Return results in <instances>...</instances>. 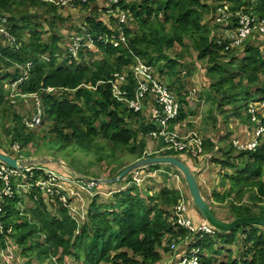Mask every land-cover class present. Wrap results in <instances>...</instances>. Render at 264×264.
I'll use <instances>...</instances> for the list:
<instances>
[{"label":"trees","instance_id":"16d2710c","mask_svg":"<svg viewBox=\"0 0 264 264\" xmlns=\"http://www.w3.org/2000/svg\"><path fill=\"white\" fill-rule=\"evenodd\" d=\"M217 7H211L207 0H67L60 12L69 14L63 17L53 4L0 0V18L8 21L7 32H0V140L4 133L10 144L9 149L0 146V151L19 159L30 146L37 147L36 153L43 147L52 151L69 148L95 156L92 162L99 163L103 171L115 164L119 168L114 177L142 158L175 156L197 175L201 172L195 165L199 158L174 150L156 152L166 141L149 136L158 129L150 107L155 103L152 94L145 103L149 114L130 108L112 94L110 80L119 72L131 70L139 57L158 66L162 81L167 76L172 81L174 92L168 87L180 103V114L172 120L169 130H182L192 115L200 114L207 125L204 130L210 128L202 135L204 155L214 153L213 157H218L215 161L224 169H236L226 172L225 191L214 194L219 203L229 200L231 213L216 216L225 221L264 216V136L255 150L238 148L233 141L222 145L229 139L225 128L231 117H243L250 101L264 102V42L254 40L263 33L253 29L239 46L229 36L220 41L218 34L219 29H238L239 16L243 14L251 15L254 23V17L264 18V0H232L224 13L227 24L215 23L212 27ZM31 8H43L47 14L38 19ZM119 10L129 12L126 23L120 22ZM41 21L49 23L50 28H43ZM121 33L128 43L115 46L113 39ZM76 43L81 45L77 55ZM240 51L244 56L234 64ZM190 52L192 63L187 61ZM86 54L91 55L92 63L83 60ZM29 62L32 65L28 68ZM110 62L114 63L109 65ZM13 66L11 76L7 72ZM184 66L192 70L178 77ZM25 72L30 76L20 86L21 92L25 96L38 95L27 101L22 94L9 96L6 85L1 83L6 78L16 80ZM237 77L241 79L239 83ZM134 91L132 76L129 98L134 97ZM198 95L200 98H195ZM36 98L43 100L47 123L30 130L24 119L35 111ZM197 99L206 102V114L196 113L193 100ZM228 105L232 108L224 109ZM248 118L252 121L253 116ZM152 142L154 146L158 143L155 150ZM246 156L245 164L238 166V159ZM160 165L145 168L157 171ZM35 173L36 177L39 172ZM132 173L118 183L98 184L96 189L110 190V195H105L109 198L97 202L100 194L94 196L86 217L80 221L59 198L51 201L39 188L26 193L33 202L31 207L18 208L24 199L13 184L14 195L2 197L0 204V250L15 257L13 262L0 264H65L68 259L77 264H168L169 255L177 259L187 246L199 249L198 256L204 264H264L263 228L245 225L232 232L216 229L214 234H202L201 239L188 245L197 232L175 220L174 209L181 194L176 185L169 183L170 177L165 176L156 192L155 185L140 186ZM114 177L105 175L107 180ZM118 185L123 189L116 190ZM52 205L56 213L50 210ZM199 221L196 223L202 222ZM238 239L243 247L236 252L233 245ZM173 245H178L179 250L173 251ZM222 250L227 253L223 255ZM22 259L27 261L16 263Z\"/></svg>","mask_w":264,"mask_h":264},{"label":"rangeland","instance_id":"374dc122","mask_svg":"<svg viewBox=\"0 0 264 264\" xmlns=\"http://www.w3.org/2000/svg\"><path fill=\"white\" fill-rule=\"evenodd\" d=\"M38 1L53 4L55 7H57L58 12L63 17H67V15L69 14V12H67V13L60 12V8L63 6L62 0H61L62 1L61 3H58L57 2L58 0H38ZM207 1L211 7L218 5L217 8H219L218 9V15L215 16L216 18H215L214 22L213 21L210 22V23H212L211 24L212 27L214 26L215 23H219L222 26L227 24V21L224 20V14H222V11H224L226 9V7L229 8L232 0H207ZM219 3L221 5L223 4L222 8L219 7ZM31 12L38 19H44L43 14H47L44 12L43 8H31ZM219 14L220 15L222 14V15L220 16ZM48 15H51V17H54L55 14L50 13ZM254 19L256 21L255 26H257L261 32L264 31L263 30L264 18H260L259 16H256V17H254ZM59 22L60 21H58L57 23L59 24ZM65 22H69V21H65ZM41 23L43 25L42 26L43 28H45V29L50 28L49 23H46L44 21H41ZM135 24L136 23H134V25ZM134 25L132 24V26H134ZM245 29H246V26L242 27L240 30L241 33H242V30H245ZM240 31H238V29H235V27H231L228 30L219 29L218 34H219V37L221 38V40H223L222 38H224L225 36H229V37H231L234 40H237L239 42V41H241V36L239 34ZM262 33L263 34H262L261 38H259V36H258L254 40H258V41L263 43L264 42V32H262ZM245 38H247V37H245ZM245 38H243V39H245ZM187 43L188 44L191 43L189 41V39H187ZM192 53H193V51H192ZM59 54H60V52L58 53V55ZM243 56H244L243 52L240 51L239 56L236 58V61L234 62V64H239L240 61L242 60ZM83 60H85L88 63H92L94 61L92 59L91 55H87V54H86L85 59H83ZM187 61H189V63H192L191 52L187 56ZM227 61H229V60H227ZM203 62H200V64L202 63L204 65H207L206 63H203ZM113 63L114 62H112V63L110 62L109 65H112ZM154 68L157 70L158 66H156V67L154 66L153 69ZM189 70H192V69L189 68L188 66H184V68H182V73L178 74V77L179 76L182 77V75L187 73ZM13 71H14V66L10 67L7 73L12 76ZM174 79H176V78H174ZM240 80H241L240 77L236 78L237 83H239ZM163 81L166 85H169L171 87L172 81L169 79L168 76L166 77L165 80L163 79ZM1 83L3 85H6V92H7V94H9V96L13 93L15 94V96H17L16 95L17 93L24 95L21 92L20 88L18 90L14 89L11 78H6V79L2 80ZM197 84L200 85V82H198ZM243 84L244 85L246 84L245 80L243 81ZM172 90L174 92V88H172ZM36 96H38L37 93L31 94L29 96H24L25 101L31 99V97H36ZM195 98H200V96L199 95H198V97L195 96ZM15 99H16V97H15ZM193 102H194V109H196V113H198L200 111L205 113V110L207 109V104L204 100L199 101L197 99V101L193 100ZM231 108H232V106L228 105V106H225L224 109H231ZM143 110L145 111V114H149V108L148 107H146V109H143ZM257 111L259 112L258 115L256 114ZM249 115L253 116L252 121H249V118H248ZM190 119L191 120L188 119L185 122L183 129L180 130L181 133H186V134L188 133L189 135L192 133H197V134L202 136L205 133L210 132V128L207 129V131H206V129L204 130V128H206L207 125L201 121V115L200 114L192 115V117ZM231 119L232 120L230 121L229 125L225 128V130H226L225 134H227V132H228L227 136L229 137V139L222 144L223 146H226L227 144L230 145V142H232V141H233V145L235 146L236 144L234 141L238 140L239 136L241 138L246 137L243 140H245V139L247 140V137L250 136L249 134H252V132L254 131L253 128H256V127L258 128L259 124L264 125V123H263L264 102L250 101L248 104V108L246 110H243V117L238 118L236 116H234V117L232 116ZM46 123H47V121H45L44 124H46ZM43 126H41V127H43ZM202 127H203V132L201 131ZM46 130H49V128H47ZM248 132H249V134H248ZM1 135H2V140H0V146L6 147L7 149H9L10 144L8 142V138H5L6 136L4 135V133H2ZM263 141L264 140H262V142ZM244 142H246V141H244ZM262 142L260 141V143H262ZM152 144H153V148L155 150L158 143H155V146H154L153 142H152ZM36 150H37L36 146H30L28 153L20 154L21 157L19 159L44 162L45 166L48 164L49 166L58 168L57 170L55 169L58 172L65 171L64 173H66V176L71 180V184H70V186H68V185L67 186L63 185V186L66 187V190H65L66 197H67V195H69V197L71 199L72 206L75 208V211H73V213H72L74 217H86V213H87V210L89 208V205L92 202V198H94V196H96L97 194H100V197L98 198L97 202H103L106 200V198H109V196H105V195H110V193H111L110 190H105L103 188L96 189V187L98 188L97 184H103V183H99L97 180L102 179L103 181H106L107 179L105 178V175L114 177L118 172V171H116V169L119 168L115 164H112L110 167L107 166V168H104V170L105 169L106 170L103 171L100 168L99 163L92 162V160L95 159V156H93V155L87 156V155L81 153L80 151H72L69 148L63 149V151H61V150L60 151H52V149H50V147H43L39 153H36ZM53 152H56V154H53ZM15 153H16V156L18 157L17 154H19V152L16 151ZM214 155H215L214 153L205 155V160L199 159L198 162L195 161V165L201 171V172L197 171L198 172L197 177H198V180L201 182V186L203 187V196L206 197L212 203V209H213V212L215 213V215L222 217V216L229 215L231 213V211H230L231 209H229V205H230L229 200L226 199L224 202L219 203L216 201L214 194H215V192L216 193H218V192L223 193L225 191L226 185H228L227 184L228 180L224 176H225L226 172L232 173L236 169L231 167V166H227V168L224 169V166L222 164H218L215 161V159H218V157L217 156L213 157ZM219 155H221V154L219 153ZM233 155H236L234 151H233ZM246 158H247V156L243 157V158H239L238 159L239 162H237V165L238 166L244 165L246 162ZM109 160L110 159L105 158V161H109ZM231 162H233V160H231ZM41 165L42 164L38 163V164H35L32 166L35 167V166H41ZM57 165H59V166H57ZM46 167H48V166H46ZM160 167H162V168L157 170V171H151L149 168H145V169L141 168L142 170H137L134 173H132L131 177H133V179L140 186H144L145 184L146 185H155L156 186L155 189L157 192L160 189L159 187L163 185L165 176H169L170 177L169 183L171 185H173V186L176 185L177 188L184 190V196L186 199L185 203H186L189 211L192 213H194L196 211L198 213H200L199 210L197 209V207L193 204V200H192V197L190 194V190H189V187L185 181L183 174L173 165L169 166L168 164H161ZM35 168H37V167H35ZM32 172H34V170H32ZM16 175H18V176H15L13 184L16 185L17 193L24 199V201L19 203L17 205V207L20 209H22V208L28 209L29 207H31L33 205V202L28 200L29 196H26V193L32 191V189H33L32 185L25 183L27 181L28 176L22 178L19 175V172H17ZM68 175L71 176L72 178L69 177ZM85 177L88 179H86ZM153 179L157 180L158 184H156L157 182H155V180H153ZM78 180L83 182V184H81ZM78 185L84 186V189H82V187L78 186ZM118 188L120 189L121 186L118 185L116 190H119ZM121 189H123V186ZM116 190L114 192H116ZM143 191L146 192V189H144ZM47 202H49V199L47 200ZM49 208L52 212L56 213L57 209L55 206L52 205V207H49ZM191 218L193 219V217H191ZM81 220H83V219L81 218ZM252 226H259L260 228H263V230H264V226H260V225H252ZM249 229L250 228H248V230ZM236 242L237 243H235L233 245V250L237 252V251L242 249L243 245H242V241L240 239H238ZM219 245H221V243ZM219 247H222V246H219ZM224 247L227 248V246H224ZM170 248H171V246H169V249ZM226 248H224V249H226ZM222 253H223V255H225L227 253V251L222 250ZM14 257H15V255H14ZM14 257H13L12 253L7 252L5 250H0V262L1 263L7 262V261L13 262ZM168 259H169L168 264H175L176 259L173 258L172 255H169ZM20 261L21 262L16 261V263L24 262L23 259ZM26 261H27V259L25 260V262ZM166 263H167V261H166ZM65 264H77V263L71 259H68L65 261Z\"/></svg>","mask_w":264,"mask_h":264},{"label":"built area","instance_id":"2783aa9c","mask_svg":"<svg viewBox=\"0 0 264 264\" xmlns=\"http://www.w3.org/2000/svg\"><path fill=\"white\" fill-rule=\"evenodd\" d=\"M62 1L63 6H65L67 4V0ZM62 1L59 0L58 3H61ZM115 2H118V0H115ZM228 9L229 8L226 7V9L222 11V14H224ZM119 11L120 22L126 23L129 18V12L127 10ZM239 17L241 19V22L238 31H240L241 28L244 26H246V29L242 30V33L241 31L240 33L238 32L241 36V41L238 42L237 40L231 38L233 44L238 46L244 40L243 38L247 37L253 29L260 30L257 26H255L256 23H254V20L250 16L243 14ZM7 23V19L0 18V32H7L5 28V25ZM79 40L80 38H77V41ZM127 43L128 39L123 33H121L118 39H113V44L115 46ZM80 46L81 45L79 43L75 44V55H77L76 51ZM30 65H32V62L28 63V68L30 67ZM153 67L154 66L152 64H148L141 58L136 57L135 64L133 68H131V70H124L122 72H119L115 75L114 79L110 80V83L112 85L113 96L118 101L126 102L130 108H133L136 111H140L146 108L145 103L147 96L149 94H152L155 103L153 102L150 107L152 109V117L155 123L158 124V129L152 131L151 135L149 136L150 138H154V140H161L163 138L167 143L162 148L158 149L156 152L160 153L173 150L176 152L181 151L185 154H191L192 157L204 159L205 155L203 153V138L201 135L197 133H192L189 135L188 133H181L176 129H173L171 131L169 130L172 120L177 119L180 114V103L177 101L176 97L174 96V93H172V90L168 87V85H166L160 79L158 70H156L155 68L154 70ZM29 76V73L25 72L18 79H14L12 81L14 89L18 90L22 83L29 79ZM132 76L135 85V91L134 97L129 98V86L132 84ZM89 88L92 89L93 87ZM18 94L20 93H17L16 95ZM12 95L15 96L14 93ZM22 96L24 97L25 95ZM34 110L35 111L32 113V116L30 115L29 118L24 119L25 125L29 129L39 128L43 126L46 121V113L43 107V100L41 98H36V107ZM253 130L254 131L252 132V134H249L248 132L250 136L247 137V140H243L246 137L241 138L239 136L238 140L234 141L236 144L235 146L244 150H255L260 144L261 138L264 136V125L259 124L258 128H253ZM35 167L25 166L13 168L7 165L6 163L0 161V204L2 202V197L14 195L15 190L12 181H14L15 176H18L16 175V173L19 172V175L22 178L28 176L27 181L25 183L32 185V188L34 190L37 191L38 189L35 188H39V190L43 194L51 198V201H54L56 198H59V201H61L65 207L70 209V214L73 216L72 213L73 211H75V208L72 206L69 195H67L66 197V187L63 186H70L71 184V180L65 175L66 173L58 172L53 168L44 166L43 164L41 166ZM32 170H34V172H32ZM35 171L39 172L36 177ZM79 182L83 184V182ZM81 187L82 189H84V186ZM178 189L180 190L181 199L174 209L175 220L179 225L185 227L186 229H189L193 232H197L193 240L189 241L187 244L190 245L194 240L201 239L203 237L202 234H214L216 228L211 226L206 220L197 224L189 216V209L185 203L186 199L184 196V190L180 188ZM32 191L28 193H31ZM74 218L77 221H80L81 218L84 219L85 217ZM187 247L188 248H186V250L183 251L181 255H178L175 264H204L198 256L199 249H196L195 247ZM172 250L178 251L179 246L173 245Z\"/></svg>","mask_w":264,"mask_h":264},{"label":"water","instance_id":"95a60500","mask_svg":"<svg viewBox=\"0 0 264 264\" xmlns=\"http://www.w3.org/2000/svg\"><path fill=\"white\" fill-rule=\"evenodd\" d=\"M0 161L6 163L10 167L19 168L24 166H32L35 164H43L44 162H37L34 160H22L15 158L13 156L4 154L0 151ZM155 164H170L178 168L189 187L190 194L193 200L194 205L197 207L199 212L201 213L204 220H206L211 226L220 230L222 232H232L240 226H252V225H260L264 226V216H251V217H239L231 221H225L221 218L217 217L213 212L211 203L206 197L203 196L198 178L191 167L186 164L182 159L175 156H154V157H145L142 158L130 166L126 167L118 177H115L111 180L103 181L102 179H98L99 183H118L122 179H124L128 174L135 172L141 168H145L150 165ZM86 178V177H85ZM88 179V178H86Z\"/></svg>","mask_w":264,"mask_h":264},{"label":"crops","instance_id":"0c3cea01","mask_svg":"<svg viewBox=\"0 0 264 264\" xmlns=\"http://www.w3.org/2000/svg\"><path fill=\"white\" fill-rule=\"evenodd\" d=\"M169 166H171V165H169ZM178 169V168H177ZM179 170V169H178ZM180 171V170H179ZM197 176V175H196ZM198 178V177H197ZM198 182H199V185H200V188H201V191H202V194H203V187L201 186V182L198 180ZM207 199V198H206ZM211 206H212V204H211ZM188 214H189V216L190 217H193V220L195 221V222H197V221H202V219L201 218H203L202 217V215L200 214V213H198L197 211L196 212H194V213H192V212H188ZM199 221V222H200ZM8 252V251H7Z\"/></svg>","mask_w":264,"mask_h":264},{"label":"bare ground","instance_id":"6f19581e","mask_svg":"<svg viewBox=\"0 0 264 264\" xmlns=\"http://www.w3.org/2000/svg\"><path fill=\"white\" fill-rule=\"evenodd\" d=\"M91 42V41H90ZM77 53V52H76ZM141 111V110H140ZM28 128V127H27ZM31 130V129H30ZM165 144H167V143H165ZM125 169V168H124ZM181 172V171H180ZM66 175V174H65Z\"/></svg>","mask_w":264,"mask_h":264}]
</instances>
